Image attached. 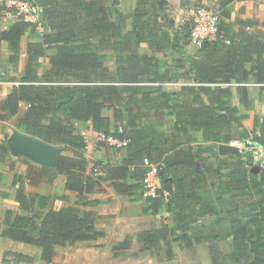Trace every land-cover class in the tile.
Returning a JSON list of instances; mask_svg holds the SVG:
<instances>
[{
  "label": "trees",
  "instance_id": "1",
  "mask_svg": "<svg viewBox=\"0 0 264 264\" xmlns=\"http://www.w3.org/2000/svg\"><path fill=\"white\" fill-rule=\"evenodd\" d=\"M22 1L40 6L52 32L40 33L34 24L21 18L6 30L0 25V39L8 43L9 62L15 67L20 61L22 38L29 35L32 39L18 94L8 95L1 112L5 120H10L18 115L21 103L29 105L15 128L47 144L64 147L72 156L62 154L53 171L29 166L26 178L15 176L12 187L16 188L15 201L22 213L6 212L2 237L41 249V260L54 264L57 247L92 242L105 236L95 227L104 217L86 210L100 201L90 199L96 192L97 180L86 174L87 145L83 134L76 129V123H82L87 130L128 142L123 148V163L110 164L105 169L110 187L135 201L144 200L143 214L168 213L172 219V224L138 233L142 252L164 255L171 260L177 247L191 249L202 242L225 241L235 264H264V165L254 173L250 159L256 148L264 147V119L255 117L253 144H248L245 153L227 156L219 153V146L232 140V124L248 120L256 105L249 97L248 85H264V32L258 23L231 22L229 6L235 0H219L221 19L217 35L175 66L179 72L185 69L196 84L186 88L197 107L186 108L174 103L176 93L162 86L139 87L150 74H159L152 69L159 59L141 53L143 44L165 50L178 47L181 41L189 43L191 25L186 35L177 33L173 40L169 32L160 29L164 0H140L136 11L129 16L121 11V0H41L42 5L38 0ZM2 5L0 12L10 10ZM128 21H131L129 26ZM51 44H57L58 50L50 58L48 75L53 80H41L38 73L41 60L46 46ZM105 48L114 53L117 64L114 73L104 66L108 55L100 51ZM158 80L167 79L163 76ZM233 84L244 112L231 105ZM119 107L113 119L103 116L104 109ZM172 109L184 110L177 114V129L203 131V142L212 145L206 148L189 145L181 157L169 154L176 144L169 145L168 134L160 131V123L152 118L156 112ZM248 137L246 130L240 139ZM196 141L193 137V143ZM7 150H10L8 146ZM204 152L211 154L210 157H202ZM146 158L161 165V195L154 199H144L142 195ZM228 159L232 161L227 163ZM172 163L175 167H171ZM59 176L66 178V190L76 194L73 205L55 210V201L68 203L70 198L59 193L27 194L26 180L30 186L37 187L44 180L53 186ZM163 192L169 195L165 197ZM226 201L237 204V217L224 232L211 233L207 224L221 222ZM129 248V241H123L114 250ZM212 254L213 263L219 264L222 255L219 257L216 249H212ZM16 256L18 260H32L26 255Z\"/></svg>",
  "mask_w": 264,
  "mask_h": 264
},
{
  "label": "crops",
  "instance_id": "2",
  "mask_svg": "<svg viewBox=\"0 0 264 264\" xmlns=\"http://www.w3.org/2000/svg\"><path fill=\"white\" fill-rule=\"evenodd\" d=\"M38 1L40 2V5H42L41 0ZM131 1L132 0H128V1L121 0L120 8L125 16H129L133 14L138 8L140 0H137V3H135L137 5L133 12L130 11L127 12L126 9L127 10L128 8L131 9V7L129 6ZM164 1L166 2L164 8L166 9L168 8V13H170L172 16L169 15L168 17H166L164 13L165 11L162 12L163 15L159 18L160 29L169 32V34L171 35V39L173 40V38L177 33L179 35L183 33L181 29H178L179 28L178 24L179 21L182 19L181 16L186 15V11L187 9H189L188 7L189 3L187 0H164ZM192 1H196V0H189L190 3ZM204 4H210V1L204 0ZM183 6H186V8H182ZM229 9L232 15L231 22L239 23V22H245L247 20H255L258 23V28L264 32V0H246V1L235 0L231 3ZM173 18L175 19L177 18V22ZM13 22L14 19L11 16L7 15L6 12L4 11L0 12V25L2 30L8 29ZM49 23L50 22L46 20L45 30L42 28L41 30H39V32L51 33L52 30H50L48 26ZM31 41L32 39L29 37V35H26L22 38L20 61L18 66L15 67L9 62L11 52L8 49V43L0 39V72L3 73V78H0V81L4 83V84L3 83L0 84V206L3 207L5 206L2 211L0 210V264H10V262L14 264L17 254L29 256V251L34 249L32 248L31 245L15 242L2 237V232L5 229L4 219L6 216V212L8 210H12L15 213H19V214L22 213L18 203L15 201L16 188L12 187L15 176L16 175L24 176L26 178L27 177L26 169H28L29 167L28 164H30V166L33 167H40L39 165L35 164L31 160L23 156H18V157L13 156L11 151L9 150L8 152L7 150L8 135L12 131L13 132L19 131L15 128V125L18 122V119L27 109V105L25 103H21L18 115L10 120H5L4 113L1 112V105L4 102V100L8 97V95L13 94L14 89H18V86L16 87V85H11V84L21 83L20 80L23 77L24 68H25V55H26L27 47ZM92 43H95V41L92 40ZM56 45L57 44H51L46 46V50H45L46 54L45 57L41 60V67L39 68L38 71L41 80L44 79L47 80V78L48 79L51 78L48 75V73L51 71L50 58L52 56H55L58 52ZM195 50H196L195 47H193L190 43H186L184 41H181L178 47L175 48L171 47L165 50L156 49V48L152 49L149 44H143L140 49L141 53L150 56H156L159 59L157 66H154L152 68L154 71L158 72L159 74L156 75L150 74L149 76L146 77L144 82H141V85L139 87L144 88L147 86H157V85L162 86L163 88H165V90L173 91L176 93V96H174V101H173L174 103L179 105L180 104L184 105V107L186 108L197 107V104H192L191 96L189 95V91L186 88L191 85H196L194 83V80L191 79L189 74L185 73V69H182L179 72L178 68H175L177 62L181 58L193 56L195 54ZM100 53L104 55H108V59L106 60L104 66L109 73H114L117 68L114 53L111 51V49H106V48L102 49ZM46 74L48 76H45ZM163 76L167 80H165L164 82L158 80ZM49 80L52 81L53 79H49ZM205 86L215 87V85H205ZM231 89H232L231 105L239 108L240 112H244L240 104L236 85L233 84ZM248 91H249L250 99L256 105L254 109L249 112L248 120H245L244 122H242V124L233 123L232 130L230 132L232 138L230 142L240 140V141H244L247 146L248 144L249 145L253 144L252 133L254 132L255 129V117L259 116L261 119H264V85L249 84ZM201 97L204 100V103L208 105L209 102L207 98L203 94ZM117 109L120 110L121 108L120 107L106 108L103 110V116L113 119ZM183 111H184L183 109L163 110L160 112H156L152 118L153 120H156L158 123H160L159 130L162 131L163 133L168 134L169 145L171 146L176 144V148L169 153L175 157L176 156L181 157L185 152V149L189 145L192 146L201 145L204 148L210 147L212 145V143L203 142L202 140L204 134L203 131L190 130L188 132H183L177 129L176 127L177 114L178 112L183 113ZM76 129L77 131L84 134V136L88 141L86 147V155H85L88 162L86 174L95 177V179L97 180L96 192L90 195V199L100 201V203L97 206L87 207L86 210L94 211L98 215L104 217L102 220H98L95 223V227L98 231L105 233L106 239L107 238L110 239L112 236L114 237L115 233H117L116 230L114 231L113 226H110V224H112L111 221H117L118 217L120 216L130 215L128 213L130 209L136 208L137 206L139 207V205H141L140 208L141 216L137 215L136 217L137 218L139 217L138 220L142 222L144 217L142 210L145 207L146 203L144 200L132 202L135 201L133 200L132 197H129L127 195H120L116 193V191L112 187H110V181L106 177L105 169L108 165L110 164L121 165L123 163L125 157V150L118 146H112L108 143L99 142L97 137L98 133L85 129V125L82 123H76ZM246 130L249 133V137L247 140H241L240 136L242 135L243 131ZM217 133L221 134V131H217ZM257 134H259V131H257ZM225 136H226L225 134H222L223 138H225ZM193 137L196 138L197 140L194 143H193ZM221 145H229V143H222ZM253 153L250 156L251 160H253ZM210 155L211 154H209L208 152H204L202 154V157H210ZM69 156H72V154H70ZM26 160L29 161V163H27ZM231 161H232L231 159H228L227 163ZM172 166L175 167L174 163L171 164V167ZM255 166L258 165L256 162L254 163L253 161L252 169ZM181 174L184 175L185 171L182 170ZM29 183H30L29 180H26L25 182L26 188L30 186ZM57 183H58V187H56L55 192H49L51 186L46 182V180H44V182H42L38 186L40 188V191H38V193L43 195H54L56 193H59V194L67 195L70 198L68 203H63L62 201H55V204L53 203L55 210H59L64 206L73 205L76 201V194L66 190L65 188L66 178L64 176H59L56 180V183H54L55 186L57 185ZM211 191H213V189L210 188L209 192L213 194V192ZM159 216L160 217L165 216L166 218L171 219L168 213L158 215V217ZM170 221L172 222V219ZM145 227L147 226H144L143 228ZM118 235H120V233H118ZM87 243L90 242H79L77 244L84 246V244ZM109 245H111V243L108 244V246ZM56 249H58V247ZM38 252H39V259L41 261L42 250L40 249L38 250ZM11 256L14 257L13 259L14 261H11L12 260V258H10ZM32 260L29 261L26 260V262H31ZM111 260H112L111 258L97 259L88 254H84V255H76L73 257H67L62 261L58 256H56L54 259V264H108L111 263ZM18 261L22 262L25 260L23 259ZM41 262L44 263L43 261Z\"/></svg>",
  "mask_w": 264,
  "mask_h": 264
},
{
  "label": "rangeland",
  "instance_id": "3",
  "mask_svg": "<svg viewBox=\"0 0 264 264\" xmlns=\"http://www.w3.org/2000/svg\"><path fill=\"white\" fill-rule=\"evenodd\" d=\"M187 1L189 3V6H188L189 9H187L186 15L181 16L182 19L181 20L179 19L180 21L178 24L179 26L178 29H181L185 35L188 32V27L191 23V18H192L194 11L198 7L204 4V0H196V1H192L191 3L189 2V0ZM135 3H137V0H132L129 5L131 9L128 8V10L126 9V11L133 12L137 5ZM2 6L3 5L0 2V7ZM4 7L6 8V5ZM142 8L144 9V6H142ZM182 8H186V6H183ZM164 11H165L164 13L166 17H168L169 15L172 16L170 13H168V8L167 9L164 8ZM38 12L42 19L43 29L45 30L46 20L44 18L41 8L39 9ZM175 20L177 22V18ZM51 22L54 23L55 21L52 20ZM129 25H130V21H128L127 26ZM12 132H10V134L8 135V140L10 139L11 137L10 135L12 134ZM63 154L70 155L67 152H64ZM252 161H254V163L256 162L255 160H252ZM26 162L29 163V161L27 160ZM28 165L30 166V164ZM26 170L28 173V169ZM56 187H58V183L56 186L55 184L51 186L49 192H55ZM38 191H40V188L38 186L37 187L28 186L26 188V192L29 195L38 193ZM128 202H131V201H128ZM132 202H136V201H132ZM54 204H53V207H54ZM7 206H10V205H7ZM4 207L0 206V210L2 211ZM237 207H238L237 204L234 203L233 201H226L222 207L223 214L219 218L221 222L218 225L212 222L211 224L208 223L207 230H210L211 233H216L218 231L224 232V230H227L230 226L231 221L233 219H236L237 217V213H236ZM140 208H141V205H139V207L137 206L136 208H132L128 212L130 215L120 216L118 217L117 221H111L112 224H110V226H113L114 231L116 230L117 232L114 234V237L112 236L110 239L108 238L106 239V235H105L102 238H99L98 240H96L97 242L93 241V242L84 244V246L76 243L74 245H66L64 247H58V249H56L57 250L56 256H58L60 260L62 261L67 257L88 254L97 259L111 258L112 259L111 263H108V264H214L213 263L214 254H212V249L213 250L216 249L219 253V257L220 255H222V257L218 259L219 264L220 263L221 264H235L230 256V252H231L230 248L225 241L202 242L201 244L195 245L191 249H180L177 247L175 250L176 255L171 260H168L164 255L152 254L147 251L142 252L141 245L137 241L138 233L146 229L159 228L164 224H172V222L170 221L171 220L170 218H166L165 216L156 217L153 215H145V214H143L144 217H143V221L141 222L140 220H138L139 217L138 218L136 217L137 215L141 216ZM144 226H147V227L143 228ZM118 233H120V235H118ZM208 234H210V232H208ZM123 241H129L130 248L127 250H114V247ZM107 243L108 244L111 243V245L108 246ZM32 248L34 249L30 251L28 250L29 256L33 258L31 262H26V261L20 262L18 261L17 256H16L15 261L13 260L14 257L11 256L10 257L12 258L11 261H14L15 262L14 264H45V262L42 263L41 262L42 260L40 261L39 259L38 250L40 249L37 247H33V246ZM10 264L12 263L10 262Z\"/></svg>",
  "mask_w": 264,
  "mask_h": 264
},
{
  "label": "built area",
  "instance_id": "4",
  "mask_svg": "<svg viewBox=\"0 0 264 264\" xmlns=\"http://www.w3.org/2000/svg\"><path fill=\"white\" fill-rule=\"evenodd\" d=\"M210 4H203L198 7L191 18V31L189 35V43L195 48H201L204 43L213 37H215L219 30L220 13H219V0H209ZM0 2L6 5L10 10L5 11L7 15L11 16L14 21L17 19H23L27 22L34 24L37 30L43 28L42 19L39 14L40 6L35 2H25L22 0H0ZM3 82L0 81V84ZM4 84V83H3ZM21 83H13L11 85L19 86ZM29 107V105L27 106ZM84 136V134H83ZM98 141L102 143H108L112 146H118L124 148L128 145L126 140H119L114 136L106 135L104 133L97 134ZM85 138L87 145L88 141ZM230 147L238 149V152L245 153L249 147L244 141L236 140L229 144ZM253 160L256 161L259 167L264 165V147L256 148L253 153ZM144 167L146 168V174L143 179V198L154 199L161 195L162 183H161V165L156 164L149 159H144ZM164 196L169 195L168 192H163Z\"/></svg>",
  "mask_w": 264,
  "mask_h": 264
},
{
  "label": "water",
  "instance_id": "5",
  "mask_svg": "<svg viewBox=\"0 0 264 264\" xmlns=\"http://www.w3.org/2000/svg\"><path fill=\"white\" fill-rule=\"evenodd\" d=\"M121 90L123 89L121 88ZM13 94H18V89H14ZM7 145L13 156H23L47 171L55 170L59 157L66 152L64 147L47 144L20 131L13 132ZM219 153L222 156L237 154L238 149L229 145H221ZM259 171V166H255L252 169L254 173Z\"/></svg>",
  "mask_w": 264,
  "mask_h": 264
}]
</instances>
